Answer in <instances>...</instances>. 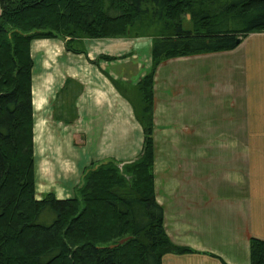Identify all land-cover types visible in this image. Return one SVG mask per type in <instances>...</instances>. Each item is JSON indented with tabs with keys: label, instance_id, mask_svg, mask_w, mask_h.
Segmentation results:
<instances>
[{
	"label": "trees",
	"instance_id": "1",
	"mask_svg": "<svg viewBox=\"0 0 264 264\" xmlns=\"http://www.w3.org/2000/svg\"><path fill=\"white\" fill-rule=\"evenodd\" d=\"M0 9V264H162L167 253L194 252L170 239L156 199L155 70L170 58L234 49L264 31V0H0ZM129 36L153 38L138 100L123 92L143 129L139 156L91 165L74 196L38 198L32 42L63 37L68 51L87 54L76 46L84 39ZM83 91L68 77L54 118L73 124ZM250 258L264 264V239H250Z\"/></svg>",
	"mask_w": 264,
	"mask_h": 264
},
{
	"label": "crops",
	"instance_id": "2",
	"mask_svg": "<svg viewBox=\"0 0 264 264\" xmlns=\"http://www.w3.org/2000/svg\"><path fill=\"white\" fill-rule=\"evenodd\" d=\"M54 40L34 41L41 48L50 41L61 47L57 60L65 46L63 41ZM89 40L91 62L84 63V67L88 73H97L98 79L90 80V74L88 79L80 76L70 56L78 54L64 51L70 58H66L64 65L70 64V69L64 68L66 72L62 74L66 75L62 79L47 77V84H56L59 89L67 76L81 81L84 91L78 98L76 123L83 129L82 142L90 144L96 136L102 137V131L111 132L113 141L133 144L131 150L141 143L132 151L136 157L142 148V126L132 106L109 87L102 74L108 61L92 62L93 54L115 55L121 54V50H114L115 43L106 38ZM172 61L185 65L193 61L196 66L169 68L167 64ZM212 62L215 87L208 93L205 65ZM41 64L40 70L46 71V65ZM154 80L156 199L164 207V224L170 239L195 250L167 253L162 264H251L250 239H264V31L248 34L231 50L168 59L159 66ZM210 96L214 98L213 111L207 102ZM33 106L35 140L34 75ZM210 118L213 122L208 124ZM111 125L113 131H109ZM106 133L104 137L109 136ZM239 145L252 146L241 152ZM211 148L214 157L207 158ZM117 156L111 152L100 160ZM55 173L50 165L49 168L44 165L40 181Z\"/></svg>",
	"mask_w": 264,
	"mask_h": 264
},
{
	"label": "rangeland",
	"instance_id": "3",
	"mask_svg": "<svg viewBox=\"0 0 264 264\" xmlns=\"http://www.w3.org/2000/svg\"><path fill=\"white\" fill-rule=\"evenodd\" d=\"M188 19V18H187ZM55 39L56 42L63 41L65 46V41L63 37L60 38H52ZM102 39V38H101ZM108 39L113 45L114 50L120 51L121 54H97L93 57L95 63H99L100 60L108 61L105 65V69L102 70V74L108 80L109 87L113 89L114 92H117L121 95L122 99L126 103L130 104L129 100L126 96H124L123 92L128 93L129 96L133 97L135 101L138 100V92L135 86L139 82V80L146 74L152 70L153 67V57H152V45L153 38L150 36H140V37H108ZM38 40V39H37ZM54 40V41H55ZM93 41V40H92ZM106 41V40H105ZM120 41V42H119ZM53 41L43 43V48L37 42H32L31 44V54L35 61L34 67V77H35V97H36V137H35V154H36V195L42 196L44 194L53 192L58 197H71L77 194L76 188L82 182L84 171L95 164L98 165L103 156L108 155L111 152H116L118 154L117 158H114L120 165L131 162L135 160L139 153L135 156L132 153L138 146L137 144L133 150H131L133 144H119L111 139L112 134L106 133L102 131V137L100 139L93 138V141L90 144H85L82 142V133L83 129L79 123L76 121L73 124H65L61 121H58L53 116V101L55 98V93L57 92V85L53 84L48 86L47 77L56 76L59 79H62L64 74V68L70 69V64L66 67L64 65L66 58V54L64 51L70 52L64 48L63 53L61 54V58L56 60V55L59 51H61V47H56L55 44H51ZM118 42V43H117ZM123 42V43H121ZM97 44L96 42H94ZM75 45V44H74ZM90 40L84 39L81 44H76L79 49H86L87 54L79 53L78 55H70L74 58V65L78 68L77 73H81L82 77L88 79V74L90 80L98 79V74L94 75L92 72H89L84 67V63L88 61L91 62L88 58ZM76 54V53H74ZM203 54V53H202ZM115 56L118 59L115 60H106L100 59V56ZM125 55V56H121ZM196 55V54H195ZM121 56V57H120ZM189 56V55H188ZM181 57V56H180ZM176 58V57H174ZM70 59V58H69ZM119 59H122L121 62H118ZM171 59V58H170ZM213 59V58H211ZM168 60V59H167ZM73 61V60H72ZM166 61V60H164ZM162 61L155 70V76L158 71L159 66L164 62ZM111 62V63H110ZM187 65L182 64L181 62L172 61L168 63L167 66L169 68L172 67H183L190 66L195 67L196 63L193 61H187ZM41 63H44L47 67V70H40ZM59 64V65H58ZM175 65V66H174ZM206 66V87L208 93L213 92L214 85V77H213V62ZM172 70H176V69ZM166 71V69L164 68ZM66 75V74H65ZM87 75V76H86ZM86 76V77H85ZM154 76V79H155ZM69 77V76H67ZM155 82V80H154ZM188 84V80L186 79L185 85ZM61 88V87H60ZM59 88V89H60ZM58 89V90H59ZM154 89V87H153ZM208 105H211L210 108L213 111L214 107V98L210 96L207 98ZM128 104V105H129ZM132 106V105H131ZM39 107H43L42 110H39ZM85 108V107H84ZM133 109V107H132ZM83 115L86 116L85 110H83ZM135 115V114H134ZM153 115H154V107H153ZM79 116V110H78ZM111 116V115H109ZM115 116V113L112 114ZM118 116V113H116ZM136 118V117H135ZM78 119V118H77ZM109 121L112 119L109 117ZM117 121V120H116ZM138 121V120H137ZM208 124L213 122V118L207 119ZM141 125V124H140ZM113 125L110 126L109 131H113ZM143 130V129H142ZM108 131V132H109ZM106 134L109 136L104 137ZM144 134V133H143ZM144 136V135H143ZM154 136V130H153ZM34 140V141H35ZM143 145V142H142ZM166 145H161V147H165ZM209 146V145H208ZM251 147L252 145H239V150L241 152L245 147ZM140 149H142L140 147ZM212 150V148H211ZM64 159H61V158ZM214 157V150L211 151V155H207V158ZM56 170L55 175H49L44 178V180L40 181L41 168L43 166ZM162 165H166V160L163 157ZM94 166V165H93ZM92 167V166H91ZM207 172H209L207 170Z\"/></svg>",
	"mask_w": 264,
	"mask_h": 264
},
{
	"label": "water",
	"instance_id": "4",
	"mask_svg": "<svg viewBox=\"0 0 264 264\" xmlns=\"http://www.w3.org/2000/svg\"><path fill=\"white\" fill-rule=\"evenodd\" d=\"M0 15H1V9H0ZM125 241V239H122L120 242H124Z\"/></svg>",
	"mask_w": 264,
	"mask_h": 264
}]
</instances>
